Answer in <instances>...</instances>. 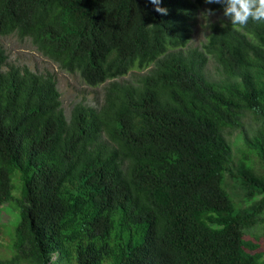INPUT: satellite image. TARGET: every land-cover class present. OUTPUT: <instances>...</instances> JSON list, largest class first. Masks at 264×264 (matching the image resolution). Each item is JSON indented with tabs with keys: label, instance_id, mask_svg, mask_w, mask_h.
<instances>
[{
	"label": "trees",
	"instance_id": "1",
	"mask_svg": "<svg viewBox=\"0 0 264 264\" xmlns=\"http://www.w3.org/2000/svg\"><path fill=\"white\" fill-rule=\"evenodd\" d=\"M205 1L0 0V36L109 81L68 118L55 76L0 45V206L19 211L0 264H264V22L213 24L186 50Z\"/></svg>",
	"mask_w": 264,
	"mask_h": 264
},
{
	"label": "rangeland",
	"instance_id": "2",
	"mask_svg": "<svg viewBox=\"0 0 264 264\" xmlns=\"http://www.w3.org/2000/svg\"><path fill=\"white\" fill-rule=\"evenodd\" d=\"M187 1L190 2L193 0ZM191 10L193 12V19L191 21L192 30L186 50L203 49L204 44L208 41V37L211 34V26L218 23L223 24L230 20L223 15V9L218 11L213 10L212 3L208 1ZM0 45L8 55L9 65L26 66L35 72L51 73L55 76L58 89L62 94V106L68 118L71 117L75 106L80 103L96 108L103 106L109 81L98 86L87 84L79 74L69 73L58 62L41 52L30 37H21L16 33L0 36ZM146 71L134 69L127 75L115 80L119 82H135ZM206 72L212 80L221 78L218 64L213 58H209ZM252 123L250 121L246 125L245 132L254 138L257 135L256 129L258 125ZM238 135H241L240 131H234L228 137L234 146V165L239 161V153L243 142L239 139ZM17 174V172L13 173L15 180ZM18 220L19 211L14 204L4 203L0 206V225H11L10 228L13 230Z\"/></svg>",
	"mask_w": 264,
	"mask_h": 264
},
{
	"label": "clouds",
	"instance_id": "3",
	"mask_svg": "<svg viewBox=\"0 0 264 264\" xmlns=\"http://www.w3.org/2000/svg\"><path fill=\"white\" fill-rule=\"evenodd\" d=\"M159 13L166 12L160 7L161 0H149ZM209 3H218L223 6V15L232 25L244 26L249 20L264 22V0H208Z\"/></svg>",
	"mask_w": 264,
	"mask_h": 264
}]
</instances>
